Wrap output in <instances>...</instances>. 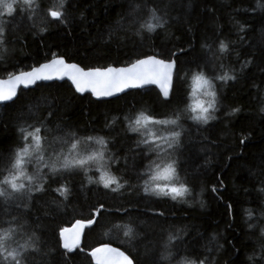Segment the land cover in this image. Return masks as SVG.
Masks as SVG:
<instances>
[{
	"label": "trees",
	"instance_id": "1",
	"mask_svg": "<svg viewBox=\"0 0 264 264\" xmlns=\"http://www.w3.org/2000/svg\"><path fill=\"white\" fill-rule=\"evenodd\" d=\"M21 1L12 14H2L0 77L54 56L88 69L154 55L174 59L176 70L168 99L148 87L97 101L67 82H50L21 90L0 106V180L8 175L9 158L24 146L18 128L39 127L44 148L59 146L50 149L55 155L69 151L66 134L88 145L85 156L102 148L86 138L102 137L110 163L105 173L121 185L105 189L97 168L87 167L58 171L40 191L0 196V230L12 229L7 246L27 242L21 253L26 264H93L89 252L104 243L120 248L133 264H264V0H63V8L60 0ZM49 9L63 11L65 22L49 17ZM150 9L165 21L151 32L141 27L155 22ZM201 69L216 93L215 118L207 123L185 111L192 73ZM225 73L233 79H215ZM139 112L156 119L180 113L172 161L175 184L187 191L175 199L144 191L158 157L128 130ZM62 186L63 194L57 191ZM97 209L80 245L63 249L60 229L92 219Z\"/></svg>",
	"mask_w": 264,
	"mask_h": 264
},
{
	"label": "snow or ice",
	"instance_id": "2",
	"mask_svg": "<svg viewBox=\"0 0 264 264\" xmlns=\"http://www.w3.org/2000/svg\"><path fill=\"white\" fill-rule=\"evenodd\" d=\"M16 0H0V15L3 13L12 14L13 4ZM25 4L32 6L33 0H23ZM60 8L64 7L63 0H60ZM139 5H135L132 12H135ZM152 13V20L147 25L141 24V27H146L147 31H154L157 27H164L165 21L161 17L155 16V10H149ZM47 15L53 20H58L64 23V13L61 10L49 9ZM43 31V29H41ZM4 35V28L0 27V38ZM225 44L223 41L219 44L220 52H224ZM174 69V61L157 59L152 55L144 56L141 59H136L132 64L127 67L115 68L109 67H98L89 68L84 70L78 67L76 64H67L62 58L55 57L48 61L47 63L40 64L38 68H33L29 72H20L14 77H10L8 81H0V101H10L13 96L17 93L15 91V85L23 84L25 87L27 85L34 83L37 80H49L52 79L53 75L57 78L61 76H66L71 82L77 93H83L86 89L91 91L94 97L110 96L114 93L121 92L123 89L129 87H138L142 84L156 83L161 84V93L165 99L169 98V85L172 81ZM215 79L221 81H227L233 79L228 73L223 76H216ZM7 85V87H4ZM212 85L205 77L204 70L201 69L198 72H193L191 76V92L188 94L191 98V102L186 105L185 111H190L192 115L189 119L207 123L209 120L214 119L213 112L216 108V93L210 90ZM208 97L209 99L202 100L198 96L200 94ZM237 109L233 108L232 112H236ZM264 111V109H262ZM180 113L176 114L174 119H156L151 115L145 114L144 112H139L136 114L135 119H129L128 130L131 132H138L142 139L139 141L140 144L144 145L147 152L155 151L157 155L164 152L165 149L162 145H166L168 149L175 148L179 141L181 132L179 130ZM159 125H171L173 130L168 131L166 136H161L158 133L151 130L154 126ZM18 131L22 134L24 146L22 148L18 147L14 155L9 158V171L8 175H5L2 180H0V185H6L7 187H0V196L10 197L13 193H18L23 189L28 192L40 191L39 184L35 188L32 187V182L36 179L33 176L27 175L24 168L26 164V157H30L33 152H40L42 149V138L39 135L40 128L33 127L32 131H28L25 127L18 128ZM71 137V143L69 146V151L74 153L79 144V140L76 139L75 133L66 134ZM31 137V144H29L28 138ZM89 141H94L96 144L100 145L102 148L105 145V141L102 137L94 138L87 137ZM243 143V140H241ZM146 152V154H147ZM60 153H57V157L53 158L51 163L48 165L50 172H58L61 170L75 171L77 169H83L87 172V165L95 163L98 164L103 159V153L101 151L92 152L86 156L78 157L76 155H64L62 159L59 158ZM42 158V157H41ZM99 167L97 171H99ZM152 175L150 176V181H153L151 187L146 182L144 191L147 193L150 190L155 194H169L173 195V199L176 196H180L187 191L184 184H180L179 187H169L167 191L160 187L159 184L154 183L155 181L163 178L170 180L175 177V161L171 159L167 163L160 165H155L150 167ZM22 179L28 180L29 184L26 186ZM100 182L103 184L105 189H108L111 184H115V188L112 191H116L121 187L120 184L116 183L114 177L101 172ZM8 189H11L9 192ZM58 192L63 194L65 189L60 187L57 189ZM215 191V188H213ZM102 207V206H101ZM99 210H94L92 213L93 218L86 221L77 220L73 224L72 229L67 228L60 229V238L62 241L61 246L65 249L71 250L72 247L76 245L79 239L80 228L84 224L91 225L95 222V213ZM71 232L70 237H66L65 233ZM12 229L0 230V257L4 259V264H26L21 253L26 247L30 246L27 242L20 244L16 249H10L7 246V241L11 239ZM264 233V230H262ZM128 235V231L125 232ZM174 239V237H169V241ZM167 247V244L165 245ZM111 254V255H110ZM89 255L95 264H133V261L129 259L123 252H118L116 249L110 248L107 244H102L97 248H93ZM115 257V259L113 258ZM162 259L164 256L161 257ZM189 264H195V262H189ZM200 264H207L206 261H201Z\"/></svg>",
	"mask_w": 264,
	"mask_h": 264
},
{
	"label": "rangeland",
	"instance_id": "3",
	"mask_svg": "<svg viewBox=\"0 0 264 264\" xmlns=\"http://www.w3.org/2000/svg\"><path fill=\"white\" fill-rule=\"evenodd\" d=\"M18 1H21V0H18ZM16 2H17V0H16ZM14 5H16V3H14L13 6ZM14 8L15 7H13V9ZM0 12H2L1 9H0ZM4 14H8V13H4ZM2 21H3L2 15H0V27H3L2 26ZM198 98L199 99H202V100H205V101L207 99H209L208 97L204 96L202 93L198 96ZM190 102H191V99H190ZM167 119H172V117L167 118ZM168 126H171V125H168ZM151 130L154 131V132H156V133H158L161 136H166L168 134V131H170V130H168L165 127V125L154 126V127L151 128ZM81 143L82 142H80L78 144L77 150L74 153H72V152H70V151L67 150L65 152H62L60 154L59 158L62 159L64 155H70V156L71 155H76L78 157L85 156L84 153H85V150H87L88 145H81ZM48 144L51 145V143H48ZM58 144H60V143H58ZM60 145H62V144H60ZM52 146H53V148H55V147L59 148V146H57V145H52ZM162 147H164L165 151L164 152H161L159 154V156L158 155L156 156V158L158 157L157 158L158 162L155 164V165H160L161 167H163V164L164 163H167L169 159L172 160V153H173V151H172L173 149H168L166 147V145H162ZM46 148H44L43 143H42V149H41L40 152H33L30 157H26L25 158V160H26V164L25 165H27V164H29V165L34 164L30 168L29 171L26 168H24V170H25V172H26L27 175H30V176H33V177L36 178L32 182V187L33 188L36 187L37 184H39V186H41L42 183L49 176L54 177L56 175V173H57V172H55V173L50 172L49 169L46 172H42L43 167L44 166L45 167L48 166L51 163L52 159L57 157V155H55V152H52L50 150V149H52V150H55V149H53V148H50L49 149L48 147H46ZM100 149L99 150L98 149L91 150L89 153L96 152V151H101L102 153H104L105 149L104 148H100ZM33 161H34V163H33ZM109 164L110 163H106L105 157L103 155V159L98 164L92 163V164L87 165V167L88 168H92V169L99 167V169H100L99 172L100 173L101 172H104L105 173L106 172L105 169H107V166ZM151 175H152V172L150 171V173L148 175V178H147V183L149 184L150 187H151V185L153 183V181H150V176ZM21 182H28V184H29V181L28 180H25V179H22ZM154 183L159 184L160 187H162V188L165 189V191H167V188H169V187H178L175 184V177L172 178V179H170V180H166V179L161 178V179L155 181ZM167 195H171L172 196L171 193H169Z\"/></svg>",
	"mask_w": 264,
	"mask_h": 264
},
{
	"label": "water",
	"instance_id": "4",
	"mask_svg": "<svg viewBox=\"0 0 264 264\" xmlns=\"http://www.w3.org/2000/svg\"><path fill=\"white\" fill-rule=\"evenodd\" d=\"M152 56H154V55H152ZM55 57L62 58V59L65 61V63H67V64H76V63H73V62H67L62 56H55ZM154 57H156L157 59H161V58H159V57H157V56H154ZM53 58H54V57H52V58L49 59L48 61L52 60ZM140 59H141V58H140ZM48 61L43 62V63H41V64L47 63ZM171 61H174V69H173L172 81H171V84L169 85V96H170L171 91H172L173 81H174V75H175V70H176V63H175V60H174V59H171ZM133 62H134V61H133ZM133 62H132V63H133ZM132 63H130V64H132ZM130 64H128V65H130ZM39 65H40V64H39ZM39 65L34 66V67H31L30 69H27V70H23V71H18V72L12 73V74H10V75H8V76H5V77H0V81H8V80L10 79V77H14L15 75H17V74L20 73V72H29V71H31L33 68H38ZM76 65H77L78 67L84 69V68L81 67L80 65H78V64H76ZM128 65H124V66H112V67H115V68H122V67H127ZM107 67H109V66H107ZM97 68H98V67H97ZM88 69H89V68H88ZM88 69H84V70L86 71V70H88ZM50 82H67V83L72 87V89L75 91L74 87L71 85V82L68 80V78H67L66 76H61V77L57 78L55 75H53L52 79H49V80H37V81H35L34 83L27 85V87H25V85H23V84L15 85V91H16L17 94H16L15 96H13V98H12L10 101H0V106H2V105H4V104H7V103H10L11 101H13V100L17 97L18 93H19L21 90L31 89V88H34L37 84H40V83H50ZM161 84H163V81H161L160 84H156V83L142 84V85H140V86H138V87H129V88L123 89V91H121V92H117V93H114L113 95H110V96H103V97H94V96L91 94V91H89V90H87V89H86L83 93H77L76 91H75V93H77L78 95L89 94L94 100L101 101V100H109V99H112V98H116V97H118V96H120V95H122V94H124V93H127V92H129V91H132V90H136V89H145V88H148V87H155V88L157 89V91L159 92V94L161 95V97H162L163 99H165V98L163 97L162 93H161ZM4 87H7V85H4ZM75 222H76V221H75ZM75 222L72 223L70 226H67V227H64V228H67V229L71 230V229H72V226H73V224H75ZM87 226H89V225H88V224H84L83 227L80 228L79 239L77 240L76 245H75L74 247L71 248V250H74L75 248H77V247L80 245V243H81V239H82V235H83V232H84V230H85V228H86ZM59 236H60V232H59ZM65 236H66V237H70V236H71V232H66V233H65ZM60 241H61V238H60ZM61 244H62V241H61ZM104 244H107V243H104ZM100 245H102V244H100ZM100 245H98V246H96V247H94V248H97V247H99ZM107 245H108L110 248L116 249L118 252H123L126 256H128V255H127L124 251H122L120 248H118V247H116V246H114V245H111V244H107ZM62 248H63V247H62ZM63 249H65V248H63ZM65 250H68V249H65ZM110 255H111V254H110ZM90 257H91V256H90ZM128 257H129V256H128ZM113 258L115 259L114 256H113ZM129 259H131V258L129 257ZM91 260H92V257H91ZM131 260H132V259H131ZM92 262H93V264H95V262H94L93 260H92Z\"/></svg>",
	"mask_w": 264,
	"mask_h": 264
}]
</instances>
